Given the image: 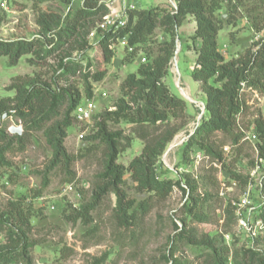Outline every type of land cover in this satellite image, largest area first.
Returning <instances> with one entry per match:
<instances>
[{"label": "trees", "instance_id": "1", "mask_svg": "<svg viewBox=\"0 0 264 264\" xmlns=\"http://www.w3.org/2000/svg\"><path fill=\"white\" fill-rule=\"evenodd\" d=\"M50 1L58 2L65 12L54 9L40 12L37 18L40 33L37 37L0 39V57L7 56L9 65L14 66L27 54L37 59L58 55V68L62 70L60 76L70 77L82 73L84 90L81 91L72 83L55 87L54 82L42 80L37 76L16 77L6 87L7 90H13L15 95L0 98L1 161H5V152L12 144L24 145L28 133L44 129L53 156L43 175V187L49 185V173L58 165L63 166L70 176L65 179L64 184L74 181L75 172L71 167L76 156L67 151L64 143L68 129L75 121V107L85 98H94L93 82H99L107 75V66L115 55L112 45L118 42V38L127 37L125 49L128 53L125 61L130 62L144 45L155 43L153 37L160 25L165 27L170 39L159 42L155 53L152 49L145 48L146 61L139 64L136 72L126 76L120 86L121 96L109 110L94 116L97 131L85 137L90 141H99L105 146L102 171L97 176L91 201L79 206L67 202L62 211L68 220L76 221L82 218L88 222L91 219L90 212L95 209L98 201L112 192L117 198V219L122 225L129 226L136 221L138 211L146 213L150 209L154 197L167 199L175 187H178L188 197V203L184 207L186 213L197 220H205L202 207L207 201L205 195L209 194L201 195L198 192V181L193 175L186 174L182 181L180 178L163 177L166 171L157 169L166 147L182 128H171L170 122L188 116L186 101L174 95L164 81L175 53L176 30L187 15L194 16L197 27L193 38L200 40V47L191 75L199 82L200 89L206 96L207 113L185 142L183 162L191 161L193 150L202 149L214 160L222 162L230 179L245 185L247 178L238 174L231 164L224 163L222 150L212 138L220 132L231 144L237 145L242 137L236 126V115L242 110V102L239 100L241 83L245 82L247 86L264 91V10L253 20L256 31L263 32L261 39L252 43L244 54L227 60L219 50L218 44L223 23L217 18L216 11L220 8L222 0H175L177 9L172 7V10L158 5L145 9L139 5L137 9L129 11L128 22L124 27L115 32H104L93 45L89 44L87 36L90 29L96 25L97 19L108 13V7L100 0H81L77 8H73L77 0H39ZM229 5L228 23L235 25L234 12L238 5L233 4L232 0ZM3 20L4 17L0 14V25ZM230 39H233L232 33ZM93 46L100 48L103 66L96 65L92 72L91 62H88L85 68L78 59L72 58V53L86 51ZM130 47L133 48L132 51L129 50ZM66 58L68 59L65 60ZM247 110L248 107L246 113ZM3 115L19 119L24 125V135H9L1 126ZM50 121L52 123L47 125ZM122 122L131 124L133 133L145 141L142 152L128 165L119 163V157L130 147L132 139L126 136L123 130L110 128L111 123ZM253 122L261 140L260 156L264 158V117L260 114ZM160 124H165L167 128L155 136L156 132H149L148 129H154ZM127 174L137 184V190L147 193L148 197L137 203L127 195L124 189ZM216 183L218 180L215 177L213 184ZM262 192L264 195V189ZM35 195L39 197L40 193ZM261 208L260 216L264 219V202ZM31 210V205L25 204V197L9 201L6 210L0 209V230L5 231L7 239L5 243L0 244V262L20 260L23 264H32L33 244L28 236L31 228ZM67 210H70L69 214H66ZM226 212L225 233H229L228 227L235 220L231 203L227 205ZM174 224L176 234L172 237L169 253L164 256L171 264H185L175 257L181 243L194 248L201 257L209 260L210 264H229L231 256L235 264H264V252L259 248L264 242V235L255 237L253 246L245 243L232 250L231 244L237 245L235 233L230 232L232 240L226 243L224 235L220 240L206 234L199 236L193 229L186 227V222L182 229L177 223Z\"/></svg>", "mask_w": 264, "mask_h": 264}, {"label": "rangeland", "instance_id": "2", "mask_svg": "<svg viewBox=\"0 0 264 264\" xmlns=\"http://www.w3.org/2000/svg\"><path fill=\"white\" fill-rule=\"evenodd\" d=\"M80 1L77 0L73 8H77L81 4ZM133 1L145 9L158 5L172 10L173 4V0ZM230 1L222 0L220 8L216 11L217 18L223 23L218 37L219 50L227 60L244 54L252 43L259 41L263 36V32H257L253 27V20L255 17H259L258 15L264 10V0H242L240 3L238 0H232L233 4L238 5L234 12L235 25L228 23ZM50 9L65 12L58 2L51 1L7 0L6 3H0V14L4 17L0 25V39H30L39 36L38 15L40 12L50 11ZM196 27L194 16L189 14L176 30L175 53L164 81L174 95L186 101L188 116L170 122L171 128L175 126L182 128L166 147L157 169L166 171L163 177L180 178L182 181L186 174L193 175L192 177L198 181V192L201 195L209 194L205 195L207 201L202 207V215L205 220H197L186 213L184 207L188 203V197L178 187H175L167 199L154 197L151 200L150 209L146 213L138 211L136 221L129 226L119 223L116 214L117 198L112 192L98 201L95 209L90 212V221L85 222L82 218L76 221L68 220L62 211L67 202L76 203L79 206L91 201L97 176L102 171L105 146L99 141L85 139L87 135H93L97 131L94 119L91 122L74 121L73 126L68 129L64 145L70 154L76 156L71 169L75 172L74 181H76L77 189L82 191V197L81 200L72 194L61 197V187L64 186L65 179L70 176L63 166L58 165L49 173V185L43 187V175L50 164L53 150L47 143L44 129L34 130L25 136L24 145L12 144L5 152V161L2 162L0 159V209L6 210L9 201L21 197H25V204L31 205V228L28 236L33 244L31 248L32 264H171V261H167L164 256L169 253L172 237L176 234L174 223H177L182 229L186 222V227L193 229L199 236L206 234L220 240L224 235L226 243L231 242V233L234 234L238 231L237 221L236 219L232 221L228 227L229 233H225L226 207L230 201L240 198L244 188L241 185L226 187L223 189L224 194L222 195L221 183L227 179L228 173L223 165L219 167V164L216 166L208 161L197 164L193 158L195 153L202 149L193 150L191 161L183 162L184 145L188 140V134L193 133L202 118L207 116L206 96L201 91L199 82L195 81L191 75L200 47V40L193 38ZM94 30H96V25L90 29L89 34ZM231 33L233 34L232 41ZM89 34L87 36L89 44L93 45L97 41L90 39ZM153 39L155 43L144 45V48H141L130 62L125 61V56L128 53L125 44L113 43L115 55L107 66V75L103 80L93 82L94 99L98 105L96 115H100L103 111L114 106L121 96V83L129 73L137 71L139 64L142 63L141 58L146 57L145 48L152 49L155 53L159 42L169 40L170 35L165 31V27L159 25ZM72 55V58L78 59L85 68L88 62H91L93 64L92 72L96 69V65L103 66L101 50L97 46L86 51H75ZM58 64V55L37 59L31 54H27L14 66L9 65L7 56L0 57V98L15 95L13 90H7L6 87L18 76H37L42 80L54 82L55 87L72 83L83 91L82 73L62 77L60 76L62 70L58 68ZM255 89L259 93L258 96L253 92L251 94L244 93L245 98L253 97L254 102L248 107L245 116L247 121L253 120L260 114L264 117V98L262 97L264 91L259 88ZM51 123L52 121L47 125ZM11 125L16 129L9 128ZM1 126L11 136L24 135V125L16 117L2 121ZM110 128L121 129L126 136L132 139L130 147L119 157V163L128 165L135 156L142 152L145 141L133 133L131 124L111 123ZM166 128L165 124H160L154 129L148 130L150 133L156 132L155 136ZM212 140L217 142L221 150L224 145L231 144L228 138L220 132L216 133ZM252 157V145L247 141L240 140L232 148L231 154L224 157V163L231 164L237 170L239 168L238 159L247 160ZM215 177L218 183L213 184ZM136 186L137 184L127 174L124 189L127 195L138 203L148 197V194L139 192ZM37 192L40 193L39 197L35 195ZM252 193L258 196L255 185ZM254 201L257 205L259 204L258 198ZM69 213L70 210H67L66 214ZM6 240L5 231L0 230V244L5 243ZM236 240V246L231 244L232 250L238 249L247 241L246 236L243 235H239V238L236 237ZM259 248L264 252V242L259 245ZM175 257L185 264L211 263L201 257L194 248L183 243L178 245ZM0 264L23 263L16 260L0 262ZM229 264H235L232 256Z\"/></svg>", "mask_w": 264, "mask_h": 264}, {"label": "built area", "instance_id": "3", "mask_svg": "<svg viewBox=\"0 0 264 264\" xmlns=\"http://www.w3.org/2000/svg\"><path fill=\"white\" fill-rule=\"evenodd\" d=\"M7 0H0V3H6ZM101 3H104L109 11L96 23V30L90 32L89 37L92 40L100 39L101 35L106 31H117L118 29L124 27L128 22L129 11L132 9L138 8V3L131 0H100ZM172 7L177 9V3L175 0L172 1ZM118 42L127 44V37L118 38ZM130 51L133 50L132 47L129 48ZM142 62L146 61L145 56L141 58ZM253 92L258 96V91L250 86H247L245 82L241 83V88L239 92V100L242 102V110L236 115V126L237 130L242 134L241 140L247 141L252 145L253 157L247 160L238 159L239 168L235 171L247 178L245 185H242L239 181L230 179L229 176L222 184L221 194L223 195V189L226 187H236L241 185L244 188L243 194L236 201H230L233 210L234 216L237 221V233L236 236L239 238V235L246 236V243L249 246H253V239L259 235H264V219L260 216L262 211V205L264 202L263 197V186H264V158L260 156V146L261 140L258 136L257 126L253 120L247 121L246 116V107H250L254 104L253 97H244V93ZM264 98V93L262 94ZM98 109V105L94 98L87 99L85 98L80 102L73 111V117L77 122H91L94 119ZM12 118V116L3 115L2 121ZM9 128H14L11 125ZM10 129V131H11ZM192 133H189L188 138ZM233 144H226L222 147L223 157H227L231 154ZM197 164H200L202 161H208L219 167H221L222 162L214 160L211 155L206 153L204 150H198L194 158ZM225 162V158L223 160ZM244 162V164H243ZM258 181V183H257ZM254 185L256 186L258 196H256L252 191L254 190ZM61 197L69 196L70 194L74 195L75 198L81 200L82 194L76 187V181L68 182L61 187ZM64 194V195H63ZM254 198V199H253ZM259 204L255 203V199ZM73 203V202H72ZM52 205H54L52 203ZM51 205V206H52ZM74 206L77 204L73 203ZM53 208V207H52ZM244 233V234H242ZM239 234V235H238ZM242 237V236H240ZM249 238V239H248ZM251 239V240H250Z\"/></svg>", "mask_w": 264, "mask_h": 264}, {"label": "crops", "instance_id": "4", "mask_svg": "<svg viewBox=\"0 0 264 264\" xmlns=\"http://www.w3.org/2000/svg\"><path fill=\"white\" fill-rule=\"evenodd\" d=\"M132 1V0H131Z\"/></svg>", "mask_w": 264, "mask_h": 264}]
</instances>
